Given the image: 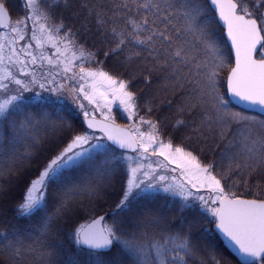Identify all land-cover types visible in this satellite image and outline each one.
I'll list each match as a JSON object with an SVG mask.
<instances>
[{
    "label": "snow or ice",
    "instance_id": "snow-or-ice-1",
    "mask_svg": "<svg viewBox=\"0 0 264 264\" xmlns=\"http://www.w3.org/2000/svg\"><path fill=\"white\" fill-rule=\"evenodd\" d=\"M19 3L0 264H264V0Z\"/></svg>",
    "mask_w": 264,
    "mask_h": 264
},
{
    "label": "trees",
    "instance_id": "trees-1",
    "mask_svg": "<svg viewBox=\"0 0 264 264\" xmlns=\"http://www.w3.org/2000/svg\"><path fill=\"white\" fill-rule=\"evenodd\" d=\"M20 14H21V12H20V3H19V0H14V7H13V9H12V11H11V15H12L13 20H15ZM136 87H137L138 89H142V88L144 87V85H143L142 83H138V84L136 85ZM154 87H155V84H154ZM160 95H161V98H162V99L165 98L163 93H161ZM167 98H171V96H168ZM114 113H115V114H119V115L116 116V118H117V119H116V122H117L118 124H121V122H122V123H125V121H123L124 118H123V116H122V115H123L122 111L119 110L118 107H116V106H114L113 115H115ZM118 116H119V117H118ZM81 119H82V118H81ZM126 124H127V123H126ZM16 195H17V196L20 195V189H17ZM101 214H102V213H101ZM86 219H87V217L85 216V217H84L83 219H81L79 222H81V223H82V222H85ZM215 243H216V247H217L220 251H222L225 255H229V252L227 251V249L225 248L223 242L218 238L217 235H216V238H215Z\"/></svg>",
    "mask_w": 264,
    "mask_h": 264
},
{
    "label": "rangeland",
    "instance_id": "rangeland-1",
    "mask_svg": "<svg viewBox=\"0 0 264 264\" xmlns=\"http://www.w3.org/2000/svg\"><path fill=\"white\" fill-rule=\"evenodd\" d=\"M13 20V19H12ZM15 20H13V22H14ZM115 114V113H114ZM117 115H119V114H115V116H117ZM97 116L99 117V113H97ZM123 116V118H124V120L123 121H125V123H122L121 122V124L120 125H126V123L128 124L129 123V121L127 120V118H126V115L125 114H123L122 115ZM119 117V116H118ZM228 251V250H227Z\"/></svg>",
    "mask_w": 264,
    "mask_h": 264
},
{
    "label": "water",
    "instance_id": "water-1",
    "mask_svg": "<svg viewBox=\"0 0 264 264\" xmlns=\"http://www.w3.org/2000/svg\"><path fill=\"white\" fill-rule=\"evenodd\" d=\"M217 235L219 236V234L217 233ZM220 237V239L223 241V243L225 244V247H226V242L224 241V239H223V237H221V236H219ZM227 248V247H226ZM227 250L229 251V253H230V249H228L227 248Z\"/></svg>",
    "mask_w": 264,
    "mask_h": 264
}]
</instances>
